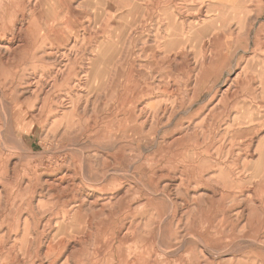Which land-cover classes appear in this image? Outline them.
<instances>
[{
    "label": "rangeland",
    "instance_id": "1",
    "mask_svg": "<svg viewBox=\"0 0 264 264\" xmlns=\"http://www.w3.org/2000/svg\"><path fill=\"white\" fill-rule=\"evenodd\" d=\"M88 4L73 1L90 30L56 86L50 41L0 70L26 113L0 135V264H264V0H134L107 19ZM137 82L155 90L121 103L115 86Z\"/></svg>",
    "mask_w": 264,
    "mask_h": 264
},
{
    "label": "bare ground",
    "instance_id": "2",
    "mask_svg": "<svg viewBox=\"0 0 264 264\" xmlns=\"http://www.w3.org/2000/svg\"><path fill=\"white\" fill-rule=\"evenodd\" d=\"M73 1L74 0H56V8L54 9L53 12V19L56 22L55 25H48L46 24V22L43 23V19L45 17L46 14H49L50 10H48V6L46 5L45 2H42V0H35V2L33 3L32 1H27V3H29V5L31 6L30 8V13L28 16H25L24 13V9H25V3L24 0H0V36L4 35V40L1 39L0 41V70L5 69L6 65L8 66V64L10 62H15L17 58H19L21 55L24 54H29L32 53L33 51H35L37 49V44L39 43V41H47V42H51V48L52 50H55V57L56 60L60 61L59 65H60V70L58 72V75H56L53 78V86H56L61 80H63V78L67 75V73L71 72L73 70L72 66L75 65L74 62V54L73 51H71V49H69V45L70 42H74L76 37H79V34L81 32H85V31H89L90 27L89 26H84L82 20H83V12H79L76 8H74L73 6ZM134 0H88V7H92L94 6L96 9L97 7L98 12H100V18L104 17L105 19H107V14L109 13L108 10H113V8L111 7L112 5H119V3L122 4L123 7L126 6H131V4L133 3ZM215 3L219 4V5H223L225 7L228 8L229 5H232L236 2H240V0H212ZM134 8H138L137 3H135V5H133ZM205 10V9H204ZM28 17V18H27ZM27 18L28 22L26 23L29 27L27 28L26 24H25V19ZM110 20V19H108ZM106 22L103 25V27L106 28ZM143 27V26H142ZM43 28L44 33L40 32V29ZM89 35L91 36V34L89 33ZM53 45V46H52ZM111 46V45H110ZM109 47V46H108ZM103 48V47H101ZM189 50V48H188ZM25 59V58H24ZM28 61V60H27ZM174 67V66H173ZM21 68V67H20ZM174 69V68H173ZM11 71V69H10ZM96 77V76H95ZM37 77H33V81L31 80L30 82L32 87H34L35 90L33 91H29L30 94L34 95L35 92H37L39 90V86L40 83L42 82V78L39 79V82L37 83ZM16 85V84H15ZM94 86H96L95 84H92ZM160 85V84H159ZM161 88H168L167 86H163L161 85ZM102 87V90H106L109 86V84H102V85H98L96 88H100ZM123 87L122 86H115L116 89ZM157 88V87H156ZM119 89L118 91H121V97L119 98L121 103H127V104H133L134 106H139L142 102L143 99L145 97L146 94L153 92L154 86L151 84H144V83H140L137 82L135 84L132 85H128L127 88L125 89H130V93L128 94V97H131L132 99L127 100L125 98V95L127 93H125V89ZM160 89V88H159ZM169 89V88H168ZM46 90V89H45ZM127 92V90H126ZM232 92V91H231ZM46 93V92H45ZM1 94L0 95V119H1V124L2 128H0V135H3L6 130H7V125L10 121H20L19 124L21 125V121L23 122L26 116L25 111H23V109H19L15 111V108L12 106V102H8V100H4L3 95H5L4 92H2L1 90ZM28 94V93H27ZM25 96V95H24ZM28 97V96H27ZM34 98V97H33ZM42 100V99H41ZM20 99H18L16 101V104H20L19 103ZM66 103V102H65ZM129 106V107H130ZM132 107V106H131ZM152 109V108H151ZM134 110V109H132ZM142 111V110H141ZM136 112L134 111V114H131L130 116H126L124 115V117H128L131 118L132 120L136 119ZM119 113V112H118ZM142 114V113H141ZM120 116H123L120 115ZM120 116H118L120 118ZM154 116V115H153ZM122 118L120 119V123L122 124V122H125L124 119L126 118ZM29 118V117H28ZM26 122V121H25ZM23 125V124H22ZM17 126V125H16ZM15 126V127H16ZM24 127V126H23ZM17 128V127H16ZM19 128V127H18ZM17 128V129H18ZM16 129V131H17ZM12 130H14L12 128ZM30 130V129H29ZM15 131V130H14ZM34 131V130H33ZM101 132V131H100ZM20 134V133H19ZM33 134V133H32ZM40 134V133H39ZM2 137V136H1ZM182 137V136H181ZM4 138V137H3ZM2 148L5 150H10L9 145L7 144L6 141H4V139H0ZM42 143V142H41ZM15 147V146H14ZM13 151V150H12ZM8 153V152H7ZM12 155V154H11ZM15 155V154H14ZM6 160V159H5ZM87 160V159H86ZM3 162V161H2ZM12 162V166H10V171L12 175H16L17 171H18V165L20 163V158L15 156H11L8 157V162L7 164L10 165V163ZM19 162V163H18ZM83 163V162H82ZM7 167V166H6ZM81 167V166H80ZM39 169V168H38ZM65 170V169H64ZM79 172V170H78ZM81 172V170H80ZM79 172V173H80ZM201 172V171H200ZM45 173V172H44ZM43 173V174H44ZM55 173V172H54ZM63 173V172H62ZM65 174L69 175L71 174L68 171H65ZM11 175V176H12ZM39 175V174H38ZM56 175V174H55ZM74 175V174H73ZM72 175V176H73ZM109 175V174H108ZM42 176V175H41ZM45 183L46 185L49 184V182H51L52 178L51 176H45ZM12 178V177H11ZM10 178V180H11ZM71 178V177H69ZM88 178V176H87ZM41 179V178H39ZM38 179V181H39ZM78 179V178H77ZM83 179V178H82ZM27 180V179H26ZM75 180V179H74ZM79 180V179H78ZM12 181V180H11ZM10 181V183H11ZM37 181V182H38ZM76 181V180H75ZM103 181V180H102ZM101 181V182H102ZM158 181V180H157ZM9 182V181H8ZM42 182V180H41ZM71 182V181H70ZM70 182H66V183H70ZM80 182V181H79ZM77 182V183H79ZM100 182V183H101ZM117 182V179H111L109 180V184L108 185H112L114 183ZM14 183V182H13ZM36 183V182H35ZM44 183V182H43ZM44 183V184H45ZM76 183V185H77ZM81 184V183H79ZM107 184V183H106ZM205 184V183H203ZM33 185V184H32ZM67 185V184H66ZM160 185V184H159ZM209 185V184H208ZM22 186V184H21ZM25 186V185H24ZM27 186V185H26ZM25 186V187H26ZM41 186V184H40ZM45 186V185H44ZM61 186V185H60ZM205 186V185H204ZM207 186V183H206ZM104 187H106L104 185ZM130 187V186H129ZM22 188H24L22 186ZM27 188L30 189V186H27ZM46 188V187H45ZM118 188V187H117ZM128 188V187H127ZM126 188V189H127ZM256 188V187H255ZM2 189V188H1ZM218 189V188H217ZM257 189V188H256ZM33 190V189H32ZM41 190V189H40ZM106 190V189H105ZM176 190L177 186H176ZM175 190V191H176ZM182 190V189H181ZM206 190V189H205ZM31 191V189H30ZM48 191V190H47ZM176 191V192H177ZM183 191V190H182ZM201 191V190H200ZM213 191V190H212ZM219 191V190H218ZM217 191V192H218ZM2 192V191H1ZM40 192V191H39ZM51 192V191H50ZM54 192V191H53ZM89 192V191H88ZM123 192V191H122ZM134 192V191H133ZM204 192V191H203ZM3 193V192H2ZM49 193V192H48ZM253 193V192H252ZM261 193V192H260ZM4 194V193H3ZM2 194V195H3ZM94 194V193H93ZM117 194V193H116ZM119 194V193H118ZM161 194V193H160ZM168 194V193H167ZM179 194V193H178ZM186 194V193H185ZM194 194V193H193ZM198 194V193H197ZM203 194V193H202ZM206 194V193H204ZM32 195V194H31ZM77 195V194H76ZM100 195V194H99ZM124 195V194H123ZM123 195L121 197H123ZM175 195V194H174ZM36 193H34V195L32 196V198H36ZM39 196V195H38ZM37 196V197H38ZM46 196V195H45ZM125 196V195H124ZM178 196V195H177ZM180 196V195H179ZM186 196V195H185ZM193 196V195H192ZM200 196V195H198ZM206 196V195H205ZM204 196V197H205ZM211 195H208V197H210ZM27 197V196H26ZM40 197V196H39ZM86 197V196H85ZM96 197V196H95ZM101 197V196H100ZM111 197V196H110ZM214 197V196H213ZM212 197V198H213ZM218 197V196H217ZM132 198V197H131ZM170 198V197H169ZM173 198V197H172ZM171 198V199H172ZM182 198V197H181ZM190 198V196H189ZM198 198V197H197ZM200 198V197H199ZM37 199V198H36ZM35 199V200H36ZM40 199V198H39ZM47 199V198H46ZM64 199V198H62ZM72 199V198H71ZM177 199V198H176ZM186 199V198H185ZM195 198H193L192 200H194ZM204 199V198H203ZM207 199V196H206ZM216 199V198H215ZM41 200V199H40ZM122 200V199H121ZM217 200V199H216ZM37 201V200H36ZM71 201V200H70ZM107 201V200H106ZM120 201V200H119ZM188 201V200H187ZM201 201V200H199ZM219 201V200H218ZM116 202V201H115ZM190 202V201H189ZM206 202V200H205ZM213 202L215 203V201L213 200ZM36 203V202H35ZM114 203V202H113ZM173 203V202H171ZM175 203L177 204V202L175 201ZM180 203V202H179ZM187 203V202H186ZM74 204V203H73ZM72 204V205H73ZM78 204V203H77ZM174 204V203H173ZM203 204V203H202ZM76 205V204H75ZM135 205V204H134ZM181 205V203H180ZM188 205V204H187ZM209 205V204H208ZM213 205V204H212ZM219 205V204H218ZM261 205V204H260ZM189 206V205H188ZM201 206V205H200ZM259 205H257L258 207ZM262 206V205H261ZM88 207V206H87ZM133 207V206H132ZM173 207V206H172ZM175 207V206H174ZM180 207H178L179 210ZM184 208V207H183ZM194 208V207H193ZM204 208V207H203ZM210 208V207H209ZM217 208V207H216ZM185 209V208H184ZM197 209V208H196ZM199 209V208H198ZM214 209V207H213ZM212 209V210H213ZM248 209V207H247ZM36 210V209H35ZM171 210V209H170ZM174 210V209H173ZM172 210V211H173ZM189 210V209H188ZM217 210V209H215ZM246 210V209H244ZM89 212V210H88ZM211 212V211H210ZM218 212H220L218 210ZM247 212V211H246ZM91 213V212H90ZM179 213V212H178ZM181 213V212H180ZM183 213V212H182ZM208 213V212H206ZM217 213V212H216ZM243 213V212H242ZM248 214V213H247ZM169 215V214H168ZM221 215V214H220ZM230 215V213H229ZM234 215V214H233ZM26 216V215H25ZM210 216V215H209ZM218 216V215H217ZM247 216V215H246ZM24 217V216H23ZM214 217V215H213ZM230 217V216H229ZM232 217V216H231ZM234 217V216H233ZM218 218V217H217ZM226 218V216H225ZM219 219V218H218ZM187 220V219H186ZM220 220V219H219ZM240 220V219H239ZM166 221V220H165ZM201 221V220H200ZM230 221V220H228ZM235 221V220H234ZM177 222V221H176ZM175 222V224H176ZM199 222V221H198ZM196 222V223H198ZM204 222V221H203ZM215 222V221H214ZM217 222V221H216ZM163 223V222H162ZM207 223V222H206ZM200 224V223H199ZM202 224V223H201ZM205 224V223H204ZM211 224V223H210ZM226 225V223H225ZM242 225V224H241ZM93 226V225H92ZM160 226V225H159ZM222 226V225H221ZM201 227V225H200ZM22 228V227H21ZM162 228V227H161ZM182 228V227H181ZM5 230V229H4ZM161 230V229H160ZM158 232V230H157ZM166 235V234H165ZM191 237V236H190ZM50 238V237H49ZM52 238V237H51ZM187 238V237H186ZM197 239V238H196ZM89 240V239H88ZM186 240V239H185ZM184 240V241H185ZM188 240V239H187ZM86 241V240H84ZM160 241V240H159ZM129 242V241H128ZM184 243V242H183ZM197 243V242H196ZM242 243V242H241ZM130 244V243H129ZM205 244V243H203ZM202 244V245H203ZM258 244V243H257ZM74 245V244H73ZM201 245V246H202ZM260 245V244H259ZM157 246V245H156ZM183 246V245H182ZM237 246V245H236ZM239 246V244H238ZM252 246V245H251ZM79 246H77L78 248ZM223 247V246H222ZM247 247V246H245ZM52 249L49 248V252L55 254L56 253V247H51ZM207 248V247H206ZM237 248V247H236ZM243 248V247H242ZM248 248V247H247ZM71 249V248H70ZM96 249V248H95ZM160 249V248H159ZM178 249V248H177ZM183 249V248H182ZM222 249V248H221ZM220 249V250H221ZM229 249V248H228ZM246 249V248H245ZM180 250V248H179ZM200 250V249H199ZM233 250V249H231ZM241 250V249H239ZM78 251V250H76ZM160 251V250H159ZM172 251V250H171ZM223 251V249L221 250ZM229 251V250H228ZM43 252V251H42ZM157 252V251H156ZM239 252V251H238ZM243 252V251H242ZM161 253V252H160ZM180 253V252H179ZM207 253V251H206ZM219 253V252H218ZM221 253V252H220ZM219 253V255H220ZM223 253V252H222ZM226 253L224 256H230L229 252H224ZM44 254V252H43ZM181 254V253H180ZM213 254V253H212ZM107 255L109 256V253L107 252ZM215 255V254H214ZM218 255V254H216ZM175 256V255H174ZM211 256V255H209ZM167 257V256H166ZM216 257V256H215ZM219 257V256H218ZM233 257V256H232ZM159 258V257H158ZM163 258V257H161ZM168 258V257H167ZM186 258V257H185ZM222 258V257H221ZM234 258V257H233ZM97 259V258H96ZM232 259V258H231ZM222 260V259H221ZM226 260V259H225ZM217 261V260H216ZM224 261V260H223ZM218 262V261H217ZM54 263V262H53ZM51 263V264H53ZM60 263V262H59ZM58 263V264H59ZM94 263V262H93ZM124 262H122L123 264ZM215 263V261H214ZM213 263V264H214ZM66 264H68V262H66ZM131 264H139L138 260L132 262ZM160 264V263H159Z\"/></svg>",
    "mask_w": 264,
    "mask_h": 264
}]
</instances>
